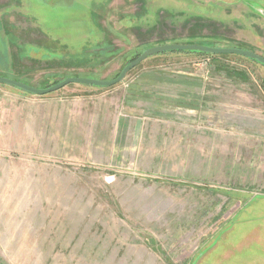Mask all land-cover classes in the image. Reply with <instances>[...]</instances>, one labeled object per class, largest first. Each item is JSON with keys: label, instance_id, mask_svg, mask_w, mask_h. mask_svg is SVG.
Wrapping results in <instances>:
<instances>
[{"label": "rangeland", "instance_id": "374dc122", "mask_svg": "<svg viewBox=\"0 0 264 264\" xmlns=\"http://www.w3.org/2000/svg\"><path fill=\"white\" fill-rule=\"evenodd\" d=\"M260 10L264 0H0V77L42 88L112 80L168 44L264 57ZM211 58L163 53L119 86L72 84L43 96L54 102L4 104L13 116L2 106L0 264H264V193L215 187L232 177L202 169L196 140H166L165 120L123 100L151 76ZM221 58L248 71L264 99L263 65Z\"/></svg>", "mask_w": 264, "mask_h": 264}, {"label": "crops", "instance_id": "0c3cea01", "mask_svg": "<svg viewBox=\"0 0 264 264\" xmlns=\"http://www.w3.org/2000/svg\"><path fill=\"white\" fill-rule=\"evenodd\" d=\"M228 64L216 56L199 64L200 69L151 76V82L132 86L123 100L134 115L165 120L166 140H196L202 169L232 177L215 187H235L244 195L264 193V99L248 71H236ZM12 90L0 92L4 116H13L4 105L8 102L14 108L20 103L34 107L54 102ZM42 116L39 111L25 118L35 124Z\"/></svg>", "mask_w": 264, "mask_h": 264}, {"label": "water", "instance_id": "95a60500", "mask_svg": "<svg viewBox=\"0 0 264 264\" xmlns=\"http://www.w3.org/2000/svg\"><path fill=\"white\" fill-rule=\"evenodd\" d=\"M260 14L261 16L264 17V10H260ZM169 52H184V53H196V54L200 53L209 56L232 55V56L244 57L246 59L255 61L264 66V57L259 56L258 54L250 50L239 49V48L211 47V46L197 45V44H186V45L168 44V45H159L157 47L155 46L153 48L143 51L137 59L133 60L132 63L124 67L121 73L118 74L117 78L112 80L105 81V80H97V79H89V78L68 77L49 88L39 89L38 87L26 85L25 83L18 82L13 79L0 77V85H5L13 89H16L20 92H23L25 94H29L32 96H39V97H43L58 92L61 89H64L65 87L72 84L98 88V89L111 88L117 85L119 86V84L125 80L128 73L132 72V70L137 68L144 61H147V59Z\"/></svg>", "mask_w": 264, "mask_h": 264}, {"label": "trees", "instance_id": "16d2710c", "mask_svg": "<svg viewBox=\"0 0 264 264\" xmlns=\"http://www.w3.org/2000/svg\"><path fill=\"white\" fill-rule=\"evenodd\" d=\"M206 46V45H205ZM185 54H196V53H185ZM196 55H202V56H208V55H205V54H200V53H197ZM140 55H138V57H139ZM224 56H227V55H224ZM138 57H136L135 59H137ZM212 58L214 57V56H211ZM135 59H133V60H135ZM133 60H131V62L130 63H132L133 62ZM129 63V64H130ZM118 77V76H117ZM116 77V78H117ZM76 78H81V77H76ZM66 79V78H65ZM59 83V82H58ZM57 84V83H56ZM26 85H30V86H33V85H31V84H27L26 83ZM55 85V84H54ZM2 86H5V85H2ZM51 86H53V85H51ZM51 86H48V87H45V88H49V87H51ZM34 87H36V86H34ZM39 89L40 88H42V87H38Z\"/></svg>", "mask_w": 264, "mask_h": 264}]
</instances>
